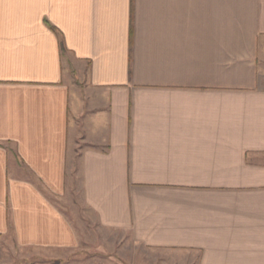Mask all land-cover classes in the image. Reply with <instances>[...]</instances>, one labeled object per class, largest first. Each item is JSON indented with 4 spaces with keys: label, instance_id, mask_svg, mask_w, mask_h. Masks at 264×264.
Here are the masks:
<instances>
[{
    "label": "crops",
    "instance_id": "0c3cea01",
    "mask_svg": "<svg viewBox=\"0 0 264 264\" xmlns=\"http://www.w3.org/2000/svg\"><path fill=\"white\" fill-rule=\"evenodd\" d=\"M77 207L153 264H264V0H0V244L74 251Z\"/></svg>",
    "mask_w": 264,
    "mask_h": 264
},
{
    "label": "rangeland",
    "instance_id": "374dc122",
    "mask_svg": "<svg viewBox=\"0 0 264 264\" xmlns=\"http://www.w3.org/2000/svg\"><path fill=\"white\" fill-rule=\"evenodd\" d=\"M70 210L67 206V212ZM72 210L71 218L80 240L76 250L52 253L19 248L8 239L0 244V264H153L147 251L131 245L128 235L100 231L93 225V218L88 220L85 211L79 207Z\"/></svg>",
    "mask_w": 264,
    "mask_h": 264
},
{
    "label": "trees",
    "instance_id": "16d2710c",
    "mask_svg": "<svg viewBox=\"0 0 264 264\" xmlns=\"http://www.w3.org/2000/svg\"><path fill=\"white\" fill-rule=\"evenodd\" d=\"M61 50H62V45H61Z\"/></svg>",
    "mask_w": 264,
    "mask_h": 264
}]
</instances>
